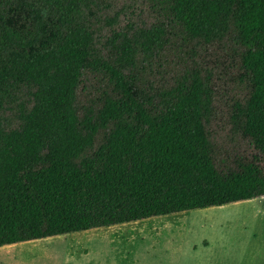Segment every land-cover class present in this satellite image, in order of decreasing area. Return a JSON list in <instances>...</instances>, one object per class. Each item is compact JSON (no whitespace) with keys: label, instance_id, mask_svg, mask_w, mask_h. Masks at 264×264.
I'll use <instances>...</instances> for the list:
<instances>
[{"label":"trees","instance_id":"obj_1","mask_svg":"<svg viewBox=\"0 0 264 264\" xmlns=\"http://www.w3.org/2000/svg\"><path fill=\"white\" fill-rule=\"evenodd\" d=\"M205 50L243 156L208 129ZM260 197L264 0H0V248Z\"/></svg>","mask_w":264,"mask_h":264},{"label":"rangeland","instance_id":"obj_2","mask_svg":"<svg viewBox=\"0 0 264 264\" xmlns=\"http://www.w3.org/2000/svg\"><path fill=\"white\" fill-rule=\"evenodd\" d=\"M200 60L213 81L208 129L222 154L243 156L231 120L242 86L212 50ZM224 206L27 242L23 255L0 248V264H264V197Z\"/></svg>","mask_w":264,"mask_h":264},{"label":"crops","instance_id":"obj_3","mask_svg":"<svg viewBox=\"0 0 264 264\" xmlns=\"http://www.w3.org/2000/svg\"><path fill=\"white\" fill-rule=\"evenodd\" d=\"M260 198H262V197H260ZM256 199V198H255ZM99 229V228H98ZM94 230V229H93ZM65 236V235H64ZM47 240H49V238H47V239H42V241H47ZM31 242V241H30ZM27 242H24V243H20V244H15L16 245V247H13L12 246V248L13 249H10L9 250V253H13V251L12 250H15V249H17V248H19V246H27ZM4 247H6V248H9V247H11V245L10 246H4ZM24 251H26V250H24ZM14 252H16L17 254H20L21 252H23V250H16V251H14ZM21 255H23L22 253H21ZM21 255H20V257H21ZM17 259V257H15V258H13V260H16Z\"/></svg>","mask_w":264,"mask_h":264}]
</instances>
